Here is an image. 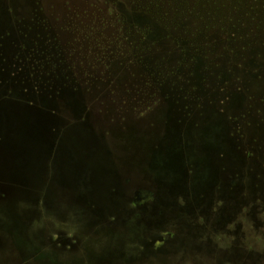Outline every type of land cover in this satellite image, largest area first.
<instances>
[{"label":"rangeland","instance_id":"obj_1","mask_svg":"<svg viewBox=\"0 0 264 264\" xmlns=\"http://www.w3.org/2000/svg\"><path fill=\"white\" fill-rule=\"evenodd\" d=\"M0 1L30 6L29 10L25 9L27 18L34 17L38 9L47 29L44 35L48 42L46 49L50 51L51 48L52 55L56 57V61L50 60L48 67L45 63L46 74L49 70L63 69L67 73V80L61 78L58 72L59 79L67 86L63 94L70 90L67 99L63 100L60 99L64 95L51 98L47 94L45 104L48 110L46 114L51 115V110L55 112L49 118H56L55 121L60 123L61 142L64 145L56 162L48 161V164L51 162L49 171L45 170L39 175L33 170L36 183L31 186L35 191L32 194L42 196V212L47 216L42 221L40 217L36 220L37 213L34 212L42 210L40 205L32 201L34 211L30 205V210L23 209L18 206L20 196L16 194L0 198V208L17 215L12 242L2 241L0 246V264H264V209L254 210L251 205L254 201L250 197L247 201L236 199V202H245L239 209L237 206L211 209L207 222L196 220L192 215L188 222L176 221L175 225L169 223L155 229L168 239L141 250V244H145L148 241L145 239L150 236L148 230L152 222L149 217V223L141 220L146 217L143 210L130 211L115 223H99L89 208L90 202L83 199L76 188H56L60 177L61 180L72 177L76 164L81 161L82 164L86 163L85 157L92 154L98 160H103L108 172L111 170L110 180L120 192L123 203L137 207L153 203L155 197L146 186L142 188L141 182L130 174L120 175L119 150L115 146L119 143L117 134L141 132L148 139L158 129L163 131V110L166 106L161 94L164 92L160 88H153L150 80H164L178 71L175 64H166V61L171 54L181 51L180 40L192 38V34H195L193 41L194 38L198 41L191 45V51L205 52L206 25L203 19L195 20L187 13L178 16L176 0ZM183 1L184 6L204 3V0ZM221 10L217 19H225L228 15L227 9ZM215 37L222 39L220 31ZM213 51L221 53L216 45ZM154 57L159 61L158 68L151 65L155 76L146 71L141 63L144 58L153 60ZM11 68L9 66L8 70ZM181 81H176V84H182ZM3 98V110H14L9 102L16 99ZM18 104L22 105L21 102ZM21 137L20 132L16 131L14 138L18 141L13 146L17 150L25 144L20 142ZM245 137L236 144L238 149L244 148V153L247 150L244 147ZM251 138L249 136L247 141L251 142ZM175 148L180 149L178 146ZM219 150L223 151V145ZM230 151L235 153L233 146ZM172 154L184 158L182 150ZM211 162L215 174L222 175L220 169L224 163L221 160ZM252 166L260 168L257 162ZM130 168L126 171L137 176L136 166ZM183 170L185 166L175 170L173 177L169 174V180L180 181L181 178L175 177L185 174ZM167 171L168 168H163L162 174L167 176ZM217 177L216 183L222 186L223 177ZM82 178L85 179L80 176L79 180ZM182 185L187 186V183L182 182ZM86 190L88 198H99L89 188ZM216 192H220L216 196L218 203V198L222 199L223 194L218 190ZM187 197L181 204L190 200ZM202 200L205 202L206 198ZM103 202L109 203L104 207L114 204L109 199ZM197 205L198 209H192H203L202 203ZM34 220L41 223L35 224ZM73 235L78 243L75 247H69L65 240L72 241ZM186 245H205L210 253L201 247L192 250Z\"/></svg>","mask_w":264,"mask_h":264},{"label":"trees","instance_id":"obj_2","mask_svg":"<svg viewBox=\"0 0 264 264\" xmlns=\"http://www.w3.org/2000/svg\"><path fill=\"white\" fill-rule=\"evenodd\" d=\"M176 1L178 16L187 13L194 16L195 20L203 19L206 25V53L191 51V45L198 41L196 38L193 41L195 34H192V38L180 40L181 51L171 54L166 61V64H175L178 71L164 80H150L153 88H160L164 92L161 94L162 99H165L163 105L166 106H162L165 117L163 131L158 129L148 139L141 132H122L121 135L117 134L119 143L115 145L119 150L117 156L121 163L120 175L130 174L141 182L142 188L146 186L149 189L148 192L155 200L151 205L138 207L123 203L120 192L111 182L109 200L114 204L104 207L103 204H109L104 203V199L87 197L88 183L82 181L81 185L74 186L82 198L90 202L89 208L99 223H115L130 211L143 210L146 217L141 220L149 223V217L152 222L148 230L151 232L150 236L145 239L148 240L145 244H141V250L147 248L146 245L154 247L157 242H163L164 235L155 229L169 223L175 225L176 221L188 222L192 215L196 220L207 222L211 209L243 207L245 202H236V199L243 198L247 201L250 197L254 201L251 204L254 210L264 209V0H221V4L219 0H204V3L198 2L192 6H184L183 0ZM29 8L30 6L0 1V114L4 113L3 97L16 99L10 100L13 102L9 104L23 117L27 116V112L46 114L47 94L51 98H59L67 88L64 85L66 82L63 83L58 76L60 72V77L67 80L66 71L55 69L46 74L45 63L48 67L50 60L56 61V57L52 55L51 48L50 51L46 49L48 42L44 35L47 29L38 9L34 12V17L27 18L25 9ZM221 8L228 11L225 19H217ZM219 31L223 40L215 37ZM214 45L219 46L220 54L213 51ZM141 63L152 75L154 72L151 65L159 67L157 57L153 60L144 58ZM9 66H12L10 70ZM180 79L182 84H176ZM56 81L59 82L56 84ZM69 92L70 90L60 100L67 99ZM49 114L53 116L55 112L51 110ZM55 120L50 127L49 138L46 139L45 146L49 151L44 172L49 171L50 163L56 162L63 152L61 149H64L61 126ZM249 136L252 137L251 142L247 141ZM242 137H245V153L244 148L241 150L236 146ZM6 141V136L0 133V146ZM221 145L223 151L219 150ZM216 146L219 148L216 149ZM232 146L235 153L230 151ZM177 150H182L184 158L180 159L178 155L172 154L177 153ZM49 160L51 162L48 164ZM212 160L224 163L220 169L222 175L215 174ZM254 162L260 168L255 169L252 166ZM131 166H136L137 176L126 171ZM183 166L187 175L175 177L181 178V186L175 188L168 184L169 174L173 177L175 170L182 169ZM17 167L20 173L18 178L0 177V198L16 194L20 196L17 199L18 206L26 210H30L28 205L31 206L34 201L42 209L39 212L35 210V219L40 217L41 220L47 214L42 212V196L32 194L35 191L31 186L36 183V178L31 175V166L21 155ZM165 167L168 168L167 176L162 174ZM41 172L39 173L42 174ZM217 176L223 177L222 186L216 183L219 179ZM182 182H186L187 186L182 185ZM70 185L72 184L65 182L57 184L56 188H70ZM216 190L223 194L222 199L218 198V203L216 196L220 192L217 193ZM184 197L190 200L181 204ZM203 197L206 198L205 202ZM197 203H202V210H194L198 209ZM31 208L34 211V205ZM16 225L13 215L6 208H0V246L2 241L9 244L12 242ZM71 240L65 242L68 246L75 247L78 243L75 235ZM149 241L151 244H148ZM185 247L192 250L201 247L210 253L205 245Z\"/></svg>","mask_w":264,"mask_h":264},{"label":"water","instance_id":"obj_3","mask_svg":"<svg viewBox=\"0 0 264 264\" xmlns=\"http://www.w3.org/2000/svg\"><path fill=\"white\" fill-rule=\"evenodd\" d=\"M3 112V114H0V133L6 136L7 141L3 146H0V177L18 178L20 176L17 161L21 155L27 164L31 166V175L35 177L36 172L40 175L39 172L41 170L44 171L43 168L48 157L47 153L49 149L45 145L46 139L49 138V128L51 126L49 124H52L51 122L54 119L49 118L48 114H32L27 112V116L23 117L16 110H3ZM16 131L20 132L22 136L20 142L25 143L24 147L18 150L13 146H16L18 141L14 138ZM84 148L88 149L90 147ZM85 160L87 161L86 163L83 162L82 164L81 161L80 164H76L72 177L62 178L58 183H70L72 184L70 188L74 189V186L81 185L80 183L83 181L84 183H88L90 192L96 193L95 195L99 198L110 199L109 184L113 180H110L107 165L103 160H98L92 154H88ZM80 176H83L86 180L83 178L79 180ZM168 184L173 185L175 188L181 186L180 181H175L174 179H170ZM12 215L16 219V213H12Z\"/></svg>","mask_w":264,"mask_h":264},{"label":"flooded vegetation","instance_id":"obj_4","mask_svg":"<svg viewBox=\"0 0 264 264\" xmlns=\"http://www.w3.org/2000/svg\"><path fill=\"white\" fill-rule=\"evenodd\" d=\"M150 242V241H149ZM165 242V239L163 240V243ZM149 244V243H148ZM146 247L148 248V247H150V245H146Z\"/></svg>","mask_w":264,"mask_h":264}]
</instances>
